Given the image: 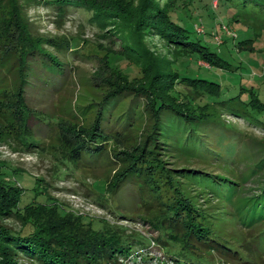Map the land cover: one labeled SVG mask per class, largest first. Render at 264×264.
<instances>
[{"label": "trees", "instance_id": "trees-1", "mask_svg": "<svg viewBox=\"0 0 264 264\" xmlns=\"http://www.w3.org/2000/svg\"><path fill=\"white\" fill-rule=\"evenodd\" d=\"M161 1L166 4L168 0H0V44H4L0 47V68L5 74L15 67L17 73L13 91L7 95L11 104H3L0 111L5 109L12 115L11 129H14L19 144L28 152H36L34 148H38L41 140L35 137L28 125L27 120L33 110L27 105L24 91V84L28 82L26 77L35 75L28 60L34 55L43 56L47 61L43 65L46 71L62 72V68L58 69L62 60L55 67L49 54L43 52L41 55L37 51L45 49L44 44L58 48L59 52L64 47L53 39H39L32 34L26 18L27 9L41 4L63 15L69 7L85 8L97 19L100 28L107 19L116 20L118 27V24L132 18L130 24L137 37L131 32L123 34V39H120L124 40L121 53L141 64V76L145 71L151 73L147 86L152 88L154 95L150 101L138 103L140 98L145 99L139 91L144 88L143 85L116 84L103 95L88 129L81 128L76 132L63 129L59 133L66 144L62 150L63 158L66 163L78 168L108 166L116 161L110 159L106 144L117 137L131 138L129 149L111 154L119 165L105 185V191L117 194L131 186L147 221L159 233L157 243L176 264H219L217 258L226 263L233 259L237 260V264L250 263L254 250L260 251L258 239L264 246V230L255 236L257 240L252 241V248L241 245L238 249L240 245L229 243L212 230L216 219L213 209L215 204L223 205L226 201V208L220 213H230L231 217L238 218L243 213L244 225L263 217L264 183L252 196L238 198L243 192L238 191L235 178L212 170L213 166L207 161H222L223 164L228 163L226 165L236 163L238 142H227L217 155L202 136L205 131L214 129L212 118L208 114H195L190 112L189 107L179 105L175 100L180 94L175 87L181 86L191 99L201 96L215 104L222 103L231 114L246 121L250 127L263 131L264 101L258 98L245 100L239 92L227 98L228 101L226 98L223 100L222 87L217 82L180 75L177 71H165L167 67L161 65L145 45L143 39L146 36L155 35L170 46L198 53L208 65L223 60L172 17L166 8L168 4L162 5ZM224 1L234 9L236 19L264 15V0ZM110 30L105 29V32ZM124 94L123 98L130 101L126 116L118 119L120 112H116L115 116L113 112ZM167 98L174 102H167L170 101ZM135 107L138 118L133 115ZM142 119L144 125L147 120L149 123L147 127L143 125L137 129V123ZM263 166L264 156L258 159L252 171ZM8 175L11 172L0 169V264H21L20 260L34 261L35 264H123L124 258L145 247L144 239L126 234L122 226H110L101 220L68 214L62 205L48 206L40 202L21 205L24 189L7 180ZM199 185L204 186L199 189ZM41 188L44 187L34 181L35 193ZM204 189L221 200L204 205V200L197 198L207 193ZM236 192V200L242 201L237 210L232 207ZM97 198L103 199L99 195ZM6 220L17 221L18 227L5 224Z\"/></svg>", "mask_w": 264, "mask_h": 264}, {"label": "rangeland", "instance_id": "rangeland-1", "mask_svg": "<svg viewBox=\"0 0 264 264\" xmlns=\"http://www.w3.org/2000/svg\"><path fill=\"white\" fill-rule=\"evenodd\" d=\"M161 3L168 4L166 8L171 16L223 60L218 64L208 65L198 53L170 46L155 35L146 36L143 39L145 45L156 60L167 67L165 71H177L180 75L213 80L222 87L223 100L239 92L245 100L258 98L264 101V15H246V19H236L234 9L224 0H168L166 4L165 1ZM26 18L35 37L53 39L64 50L59 52L58 48L44 44L45 49L37 51L41 55L43 52L49 54L55 67L62 60V65L58 68H62V72L46 71L43 65L47 61L43 56L34 55L28 60L31 72L36 75L26 77L28 82L24 84L27 105L33 110L27 122L35 137L41 140L38 148H34L36 152H28L19 144L15 139L14 129H11L12 115L4 108L5 112L0 111L6 114L0 115V169L11 172L6 177L7 180L23 187L24 200L21 205L29 202H40L48 206L62 205L68 214L93 221L101 220L110 226H122L126 234L140 236L146 243L145 247L136 249L129 257L124 258L123 264H176L157 243L159 233L147 221L131 186L123 188L117 194L105 191V185L119 165L111 154L129 149L131 138L117 137L110 144H106L110 159L116 161L108 166L104 164L101 167L78 168L66 163L62 154L66 144L59 133L63 129L74 132L81 128L88 129L103 95L116 84L137 87L143 85L144 88L139 91L145 99L140 98L138 103L148 102L153 97L154 91L147 86L151 73L145 71L141 76V64L121 53L124 40L120 39H123V34L131 32L137 37L130 24L132 18H128L126 23L118 24V27L116 20L107 19L100 28L97 19L85 8L69 7L61 15L41 4L27 9ZM109 28L112 30L105 32ZM0 47H4V44ZM14 68L5 74L0 68V101L5 102L0 103V107L11 104L7 95L13 91L17 77ZM175 91L180 94L175 100L179 105L189 107L190 112L195 114H208L212 118L214 129L205 131L202 136L217 155L222 152L221 148H225L227 142H238L239 155L236 156V163L226 165L228 163L223 164L222 161H207L213 166L212 170L235 178L238 191L243 192V197L238 198L257 193V189L264 183V166L256 171L252 169L258 159L264 156V131L250 127L246 121L231 114L222 103L215 104L201 96L191 99L181 86H176ZM125 95L121 96L122 100L114 108L115 111L113 110L114 116L124 112L117 116L118 119L125 117L127 113L126 107L130 100L123 98ZM133 110V115L138 118L136 107ZM141 121L137 123V129L144 125L143 119ZM148 123L149 120L144 127ZM65 134L70 135L67 132ZM34 181L44 188L35 193ZM203 186L199 185V189ZM204 190L207 193H202L197 198L204 200V205L217 203L219 196ZM97 195L103 199L98 200ZM236 195L237 192L233 195L232 207L237 210L242 201L236 200ZM215 205L213 212L216 213V219L212 218L215 219L212 230L225 237L229 243L240 245L238 249H241V245L252 248V241L257 240L255 236L264 230V216L252 219L244 225L243 213L237 212L241 218L231 217L226 212L220 213L225 210L226 201L223 205ZM4 223L18 227L15 220H6ZM261 241L258 239V249L261 252L254 250L251 258L253 261L243 264H264V251L261 250L264 246ZM217 259L219 264L238 263L235 259L228 263L221 258ZM20 262L35 264L34 261L27 260Z\"/></svg>", "mask_w": 264, "mask_h": 264}]
</instances>
